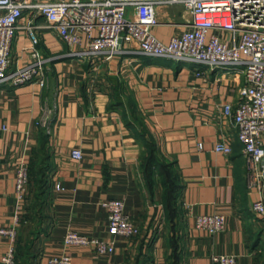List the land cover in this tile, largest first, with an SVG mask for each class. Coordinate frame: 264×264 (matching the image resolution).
<instances>
[{
  "label": "crops",
  "instance_id": "0c3cea01",
  "mask_svg": "<svg viewBox=\"0 0 264 264\" xmlns=\"http://www.w3.org/2000/svg\"><path fill=\"white\" fill-rule=\"evenodd\" d=\"M154 12L158 22L150 33L163 44L190 28V16L180 5L159 4ZM29 20L25 14L19 24ZM32 23L40 26L37 48L44 60L45 85L0 84V228L19 215L17 165L24 162L31 172L46 140L48 187L40 214H35L41 222L34 227L28 264H47L50 256L60 254L68 255L71 264H167L161 189L149 187L141 166L147 142L178 176L180 212L174 229L180 264H217L213 255H233L236 264H264V217L251 211L252 202L264 203V187L252 182L236 128L222 114L224 104L240 101L244 78L239 68L148 56L131 45L94 64L72 57L41 15ZM218 36L231 41L228 33ZM30 44L26 29L17 30L10 71L31 63ZM224 136L230 154L214 151ZM72 149L82 152L81 161L71 159ZM29 182L30 191L33 174ZM57 182L60 191L54 189ZM111 199L124 202L139 228L137 235L109 236L101 204ZM29 212L26 195L17 226L20 242L32 234L26 222ZM211 213L225 216L223 232L209 235L195 228L198 215ZM68 230L89 239H112L114 251L100 256L89 246H64ZM6 249L7 239L0 236V264ZM16 259L19 264L18 250Z\"/></svg>",
  "mask_w": 264,
  "mask_h": 264
},
{
  "label": "built area",
  "instance_id": "2783aa9c",
  "mask_svg": "<svg viewBox=\"0 0 264 264\" xmlns=\"http://www.w3.org/2000/svg\"><path fill=\"white\" fill-rule=\"evenodd\" d=\"M159 4L180 5L190 16V28L172 36L168 44L161 43L150 33L158 22L154 7ZM0 10H3L0 15V84L20 86L35 82L45 85L44 60L37 48L40 26L32 23L36 15L43 17L46 27L55 30L72 57L89 58L94 64L100 58L111 60L123 45H131L148 56L203 63L212 68H239L244 78L239 90L240 101L236 106L224 104L222 114L236 128L252 182L264 187V0H0ZM25 14L30 20L21 26L19 20ZM21 28L26 29L30 38L31 63L10 71L11 45ZM218 32L228 33L230 43L221 40ZM214 151L232 152L226 136L215 144ZM70 157L79 162L83 154L79 149H72ZM28 185V167L20 162L15 170L19 215L10 225L0 228V236L7 239L3 264H15L17 226ZM54 189L62 190L59 182ZM101 206L107 212L109 236L131 238L139 233V228L125 212L122 200H107ZM251 211L264 217L263 201L252 202ZM194 226L215 235L225 230L226 218L220 213L198 215ZM63 244L89 246L100 256L114 251L112 239H89L74 230L66 232ZM211 259L217 264H236L233 255H213ZM47 264H71V260L66 254L52 255Z\"/></svg>",
  "mask_w": 264,
  "mask_h": 264
},
{
  "label": "rangeland",
  "instance_id": "374dc122",
  "mask_svg": "<svg viewBox=\"0 0 264 264\" xmlns=\"http://www.w3.org/2000/svg\"><path fill=\"white\" fill-rule=\"evenodd\" d=\"M149 155V150L146 149L143 152V155L141 157V161H145V159L148 157ZM144 163V162H143ZM40 164L39 162L35 165V167L33 168V183L30 187V191H29V185H28V192H27V198H28V207L30 209L29 212V217L26 218V222H28V226L31 227V237L29 240H22V242H20V240H17V250L19 252V264H28V260L32 255V236H34V231H35V225L40 223V216L38 215L37 217H35L36 212L39 213V207L41 205V201L43 199V197L40 195V187L41 185L37 183L38 179H41V184H43V182L45 183V181L47 182V175L45 173V171L40 170ZM168 172L170 173V175L172 177H174V179H176V171L173 167H169ZM152 173H153V184H152V188L154 189L156 186H159L161 189V194H160V203L164 212L163 215V219H164V224L165 226H167L168 228V233H167V247H168V254L166 256V262L167 264H171L173 262V254H174V240H176L177 242V247H176V251L179 252V235L176 233V230L174 229V224H175V220L177 219L178 215H179V206L177 203V199H175L172 204L170 205V207L168 208L165 204V193L168 192V189L164 188L162 186V182L161 180V176H158L159 174V169L158 167H153L152 169ZM30 183V182H29ZM29 194V195H28ZM170 209V210H169ZM40 214V213H39ZM22 243V244H21ZM17 260V259H16ZM17 262V261H16Z\"/></svg>",
  "mask_w": 264,
  "mask_h": 264
},
{
  "label": "trees",
  "instance_id": "16d2710c",
  "mask_svg": "<svg viewBox=\"0 0 264 264\" xmlns=\"http://www.w3.org/2000/svg\"><path fill=\"white\" fill-rule=\"evenodd\" d=\"M146 148L149 150V155L148 157L145 159V161H141V166L144 172V177L147 180L149 187H152L153 184V173H152V169L153 167H158L159 169V174L158 176H161V182H162V186L166 189H168V192L165 193L164 197V201L166 206L169 208L170 205L172 204V202L177 199L178 197V193L180 191V185L178 182V176L176 173V179H174V177H172L170 175V173L168 172L169 167L172 166H168L166 164H163L155 155V153H153V145L149 142L145 143ZM47 154H46V140L45 137L42 139L41 142V147H40V170L45 171L46 167H45V163H43V160L46 158ZM29 172V179H30V175L33 174V170L28 169ZM38 185L40 184V195L42 196L44 193V190L48 187V180L47 182L45 181V183L43 182V184H41V179L37 180ZM170 210V209H169ZM174 254L172 256L173 258V262L171 264H180L181 262V257H180V253L177 252L176 247H177V242L176 240H174ZM16 252H17V243H16ZM15 261H16V254H15Z\"/></svg>",
  "mask_w": 264,
  "mask_h": 264
},
{
  "label": "water",
  "instance_id": "95a60500",
  "mask_svg": "<svg viewBox=\"0 0 264 264\" xmlns=\"http://www.w3.org/2000/svg\"><path fill=\"white\" fill-rule=\"evenodd\" d=\"M119 43L121 44V41H119Z\"/></svg>",
  "mask_w": 264,
  "mask_h": 264
}]
</instances>
